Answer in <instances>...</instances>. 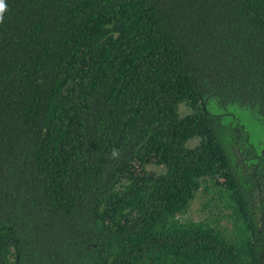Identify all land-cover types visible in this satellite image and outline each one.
Here are the masks:
<instances>
[{"label":"trees","instance_id":"obj_1","mask_svg":"<svg viewBox=\"0 0 264 264\" xmlns=\"http://www.w3.org/2000/svg\"><path fill=\"white\" fill-rule=\"evenodd\" d=\"M6 4L0 264H264V0Z\"/></svg>","mask_w":264,"mask_h":264},{"label":"rangeland","instance_id":"obj_2","mask_svg":"<svg viewBox=\"0 0 264 264\" xmlns=\"http://www.w3.org/2000/svg\"><path fill=\"white\" fill-rule=\"evenodd\" d=\"M212 112H221L222 108H212ZM228 112L229 117H231L234 121L241 124L248 134L250 135V141L256 147L258 153H262L264 150V124L263 122L254 114L246 109H242L239 107L231 106L226 109V113ZM198 142V139H193L189 141V145L193 146ZM202 205V203H201ZM200 203H195L191 207V209L187 212V216H191L194 218H202L208 215L207 211H200L201 208Z\"/></svg>","mask_w":264,"mask_h":264},{"label":"clouds","instance_id":"obj_3","mask_svg":"<svg viewBox=\"0 0 264 264\" xmlns=\"http://www.w3.org/2000/svg\"><path fill=\"white\" fill-rule=\"evenodd\" d=\"M6 11H7L6 0H0V23H3L4 14ZM121 155H122V153H121L120 149L113 148L112 151L110 152L109 156H108V159L119 160Z\"/></svg>","mask_w":264,"mask_h":264}]
</instances>
